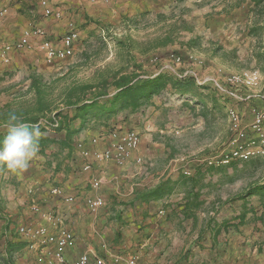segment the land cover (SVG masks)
Instances as JSON below:
<instances>
[{"label":"crops","instance_id":"crops-1","mask_svg":"<svg viewBox=\"0 0 264 264\" xmlns=\"http://www.w3.org/2000/svg\"><path fill=\"white\" fill-rule=\"evenodd\" d=\"M49 1L55 11L57 7ZM78 1L73 4L72 12H68L73 14L71 19L84 20L83 16L90 13L89 7L102 8L107 26L113 29L116 25H123L122 28L126 25L124 32L131 33L135 29L149 32L168 22L164 12L177 22L191 16L194 23L181 28L179 33L186 40L185 47L192 45L195 38L202 46L207 43L205 51L210 66L205 71L212 72L214 66L223 65L226 70L237 69V52H240L237 45H241L237 28L243 27L240 18L245 6L243 0H114L110 4L101 0ZM32 4L35 0H0V47L17 41L32 27L42 28L44 34H32L25 50L36 51L42 48L46 37L55 41L54 37L66 34V16L23 21L19 7L24 9L23 6ZM32 15L36 14L32 11ZM82 40L80 33L76 51L87 49ZM18 51L10 50L8 62L0 60V98L7 99L0 103V112L17 109L18 104L12 100L33 95L29 90L30 75H11L8 71L11 66L35 68L30 61H19ZM203 77L213 84L214 79L224 81V75L219 72ZM216 95L227 109L230 103L225 102L223 94ZM217 100L206 101V106L211 105L210 109L215 110ZM164 105L161 96L155 95L149 104L127 118L121 113L107 125L91 118L73 136L72 148H61L64 155L56 162L51 161L45 149L40 150L38 158L22 174H13L1 166L0 257H10L13 264H57L53 243L31 248L29 239L20 231L25 225H45L51 231L67 228L74 233L75 239L66 249L71 263L82 253H89L92 264L96 256L111 258L114 254L135 255L136 264H264V181L245 179L237 185V168L233 165L212 172L197 171L184 183L180 168L188 155L178 157L169 142L158 143L157 138L147 137L153 134L148 132L153 128V117L148 113L154 111L155 115ZM194 105L200 110L205 107ZM188 109L194 119L196 109ZM80 124L77 121L72 128H79ZM136 125L143 132L141 143L127 164L98 158L97 154L109 147L104 137L109 129L120 126L121 130H128ZM189 127H196L194 120ZM100 135L103 137L97 143L92 142V138ZM82 139L91 150L90 170L83 168L85 158L76 147ZM137 155L153 159V165L145 170L135 162ZM95 177L102 180L99 188L92 186ZM166 179L175 184L163 196L137 198L141 191L153 189ZM53 185L62 187V193H53ZM98 196L104 203L93 210L88 200ZM69 197L73 200H68ZM161 209L163 213L159 212Z\"/></svg>","mask_w":264,"mask_h":264},{"label":"rangeland","instance_id":"rangeland-1","mask_svg":"<svg viewBox=\"0 0 264 264\" xmlns=\"http://www.w3.org/2000/svg\"><path fill=\"white\" fill-rule=\"evenodd\" d=\"M42 1L35 0V4H32L31 7L23 6L24 9L19 7L21 19L29 22L38 17L41 19L42 16L61 17V19L66 16L68 18L65 26L66 31L73 24L81 33L82 41L87 49L83 52L77 49L71 58L53 65L46 62L43 48H38L36 51L25 50L26 48L18 49L17 58L19 61H30V63H34L35 68L28 70L11 66V69L8 70L11 75H31L35 72L43 75L49 83L60 77L61 79L54 85L55 91H59L73 82H95L100 75H111L121 67L129 66L131 69L134 68V64L142 65L138 68L141 75H155L160 70L172 71L177 75H183L186 70H190L192 74H197L201 78L204 75H218L216 66L212 72L205 71L210 66L207 61V51H205L208 47L207 43L206 46H202L201 41L195 38L192 45L185 47L186 40L181 39L183 35L179 33L180 29L190 27L195 21L194 18H190L191 16L177 22L170 19V13L164 12V18H167L168 22L166 21V23L149 32L135 29L131 33L129 30L124 32V28L127 29L126 25L122 28L123 25L115 24L113 29L111 26H107L108 21L103 17L105 11L102 8L97 10L89 7L90 13L88 12L83 16L84 20H80V18L74 20L71 19L73 14L69 15L68 12H72L73 4L79 3L78 0H50L51 5L54 8L57 7L55 12H59L60 17H57L56 14H45ZM101 1L103 4H110L114 0ZM243 2H245V6L240 14L243 27L237 28L238 33H240L239 42L241 44L237 45V50L240 51L237 52V69L229 70L259 69L263 76V83L260 87L253 89L238 90L240 96L230 101V105L241 111L244 125L248 126L253 118V108L255 106L264 108L260 98L264 95V0H243ZM250 3L252 6H249ZM32 11L36 14L35 16L32 15ZM251 11L252 14L250 15ZM169 34L171 35V42L167 38ZM61 36L62 34H59L54 37L55 41L48 37L46 40L59 44ZM119 39L122 42H119ZM171 53L179 54L183 62L180 65L173 64L169 58ZM223 68L226 70V65H223ZM159 96L166 105L163 106L164 109L158 110L155 115L154 111L148 113L150 117H153V128L148 132L153 134L147 137L150 139L151 137L157 138L158 143L169 142L171 150L178 154V157L188 155L184 162L194 157L215 153L230 138L232 131L228 113L220 96L216 95V99H218L217 108L211 110V105H209L206 116L201 113L199 107L194 105L195 100L187 95L181 96L172 90H164ZM30 99L31 97L28 96L12 101L17 103L18 108L21 109L31 105ZM6 101V97L0 98V103ZM206 101L211 103L213 99L208 97ZM189 107L196 109L194 119L190 115ZM193 120L196 127H189L193 124ZM138 126L131 128L142 134L143 132L137 128ZM119 128L121 127L119 126ZM47 150L50 153L51 161L56 162L58 158L60 159L64 155L58 144L49 145ZM150 160L153 161V159ZM231 166L233 167V165ZM234 166L237 168V185L244 182L245 179L255 178L257 181H264V157L237 161ZM2 262L3 260L0 259V264Z\"/></svg>","mask_w":264,"mask_h":264},{"label":"trees","instance_id":"trees-1","mask_svg":"<svg viewBox=\"0 0 264 264\" xmlns=\"http://www.w3.org/2000/svg\"><path fill=\"white\" fill-rule=\"evenodd\" d=\"M167 38L172 41L170 34ZM119 42H122L121 39ZM141 66L134 64V68L131 69L129 66L121 67L111 75H100L95 82H73L59 91H55L54 85L61 79L60 77L49 83L43 75L31 73L29 85V90L33 92L29 101L31 105L0 112V141L6 134L3 124L10 113H15L25 123L41 130L43 137L40 140V150L45 151L53 143L60 145L61 148L71 149L73 136L85 127L91 118L106 125L121 113L127 118L149 104L155 95H160L164 90H172L181 96L187 95L195 99V104L205 106L201 109V113L205 116L208 111L206 106L208 97L216 101V93L221 92L225 102L230 103L235 99L229 93H223L212 82L200 83L194 74L182 77L172 71L160 70L155 75L145 76L138 72ZM206 92L210 93L208 97ZM77 121L81 123L80 127L72 128V124ZM219 151L184 162V166L180 168L182 181L186 183L197 171L212 172L240 161L232 160L227 164L220 161L209 163ZM188 169L189 174L185 172ZM174 184L171 179H166L153 189L141 191L137 198L144 200L159 198L172 190ZM0 259L3 260L2 264H13L10 257L9 259L0 257Z\"/></svg>","mask_w":264,"mask_h":264},{"label":"built area","instance_id":"built-area-1","mask_svg":"<svg viewBox=\"0 0 264 264\" xmlns=\"http://www.w3.org/2000/svg\"><path fill=\"white\" fill-rule=\"evenodd\" d=\"M107 1V0H105ZM44 12L47 15L56 14L60 17L59 12H55L48 0L42 1ZM3 12V11H2ZM32 34H44L40 27H32L26 29L23 35L15 42L4 44L0 47V60L8 62L10 60L9 52L11 49H21L29 45ZM80 40V32L71 24L70 29L62 37L59 44H55L49 40H44L42 48L45 51V60L48 64H55L60 61L71 58L77 48V42ZM170 61L175 65H180L183 62L182 57L177 53H171ZM217 71L224 75V81L214 79V84L223 93H229L234 98L240 95L238 89L246 88L253 89L260 87L263 83V76L259 69L251 68L241 71L225 70L223 67H217ZM192 74L190 70H186L182 77ZM200 83H206L209 79L201 78L194 74ZM264 104V95L261 97ZM228 118L232 134L228 141L222 146L218 154L211 158L209 163L221 162L224 164L230 163L232 160L247 161L255 157H264V108L255 106L253 108V118L248 126L244 125L243 115L241 111L232 105L227 107ZM57 125V123H56ZM103 136L92 138V142L97 143ZM104 137L109 141V147L98 153L99 159L113 160L119 165H125L132 159V153L138 149L141 143V134L135 129L121 130L118 127L111 128L105 133ZM80 154L85 158L83 168L85 170L92 169V162L89 160L91 150L85 145L84 139L78 140L76 144ZM135 162L148 170L153 165V161L143 155H137ZM190 173V170H186ZM100 178H93L91 183L94 188L101 186ZM52 192L55 194L62 193V187L53 185ZM68 200L72 201L73 197ZM104 203L102 197H93L88 200V205L91 209L96 210ZM163 213L161 209L159 211ZM56 223L59 221L56 220ZM21 233L29 239L31 248L41 247L50 243L55 245V261L57 264H92V258L89 253H82L74 262H69L66 257V249L75 239L74 233L67 228H60L58 231H51L45 225L36 227L25 225L20 228ZM137 256L114 254L111 258L99 255L94 258V264H136Z\"/></svg>","mask_w":264,"mask_h":264},{"label":"clouds","instance_id":"clouds-1","mask_svg":"<svg viewBox=\"0 0 264 264\" xmlns=\"http://www.w3.org/2000/svg\"><path fill=\"white\" fill-rule=\"evenodd\" d=\"M3 126L6 134L0 141V166L13 174H22L38 158L43 133L15 113L8 115Z\"/></svg>","mask_w":264,"mask_h":264}]
</instances>
